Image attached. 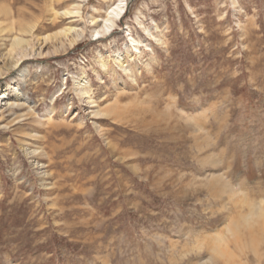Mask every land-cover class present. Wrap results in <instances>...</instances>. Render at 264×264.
Instances as JSON below:
<instances>
[{"label": "rangeland", "instance_id": "1", "mask_svg": "<svg viewBox=\"0 0 264 264\" xmlns=\"http://www.w3.org/2000/svg\"><path fill=\"white\" fill-rule=\"evenodd\" d=\"M119 1L0 0V264H264V0Z\"/></svg>", "mask_w": 264, "mask_h": 264}, {"label": "bare ground", "instance_id": "2", "mask_svg": "<svg viewBox=\"0 0 264 264\" xmlns=\"http://www.w3.org/2000/svg\"><path fill=\"white\" fill-rule=\"evenodd\" d=\"M83 1L88 2L89 0H75V2H83ZM75 6H76V4H75ZM78 6H79V3L77 4V7ZM77 7H75L74 9H67L66 12H65V15H67L66 17L67 18L76 17L74 15H78V11H79L78 10L79 7H78V9H77ZM124 9H125V0H120L118 3L117 2L116 3L113 2L111 5H109L108 8L105 11V14L103 16H101V15L100 16H92L91 15L90 18H89V20H88V24H90L92 26L91 27L92 28V34L93 35H96V37H97V36H102L106 32H109L110 30H112L114 28V26H116V19L117 18H119V19L121 18ZM99 17H101V18H99ZM137 24H138V28L141 29V30H143V31H145L146 34H148V36H152L153 35L149 30H146V28L144 27V25H143V23H142L141 20H138ZM84 32H85V27H83V26L82 27L67 26L66 28L60 29L58 32H56L54 34V36L44 37L43 40H46V41H47V39H52L53 40L54 37L59 38V36L66 37V42L64 44H62L61 46H55L52 49L51 52L49 51L50 54L53 53V54L56 55L58 52L66 51L68 48H71L75 44V42L78 41V39H80L81 37H83ZM127 35H128V45H127V48L129 46H132L134 48L133 51L136 52L137 51V48L139 46H142L143 45L142 44V40L140 38H135L130 32ZM155 40L156 41H159L160 39L159 38H155ZM38 41H39V39H38ZM15 45L21 47L20 46V43H17ZM145 45H147V44H145ZM13 50H14V47H13ZM7 53H8V57L12 56L11 55V50H9ZM40 54L41 53H38L37 56L40 55ZM120 54L121 53H115V57L118 60H121L120 59ZM29 57H30V55L29 54H26L23 49L21 51L17 52V56L14 59H12V58L10 59L11 60L10 65H8V66H6L4 68V72L2 73L0 71V77H2V74L9 73V71H11V70L16 69L17 67H19L21 65V63L25 59H27ZM101 65L103 67H105L106 64H105V62H101ZM122 67H123V64H122ZM123 70H124V72L131 79H133V75L130 73V69L127 66H124L123 67ZM81 73H82V78H81L82 79V84H81L82 87L78 89V94L83 98V97H87L88 92H89L90 89H89V85L87 84L86 80L84 79V73L83 72H81ZM6 90H7V88H5L4 91H6ZM17 94H18V92H17ZM0 97H1V101H2V104L1 105L5 106V107L8 106V108L13 107V106H18V104L15 105V102L16 101L12 103L11 100H9L8 93L2 92L0 94ZM18 97H20V96H18ZM17 117H16L17 119L15 120L14 123H18L19 122L18 119L21 116H17ZM1 118H2V116H1ZM28 150L29 149L27 148V151ZM28 152H29V154H33L34 153V150H29Z\"/></svg>", "mask_w": 264, "mask_h": 264}]
</instances>
